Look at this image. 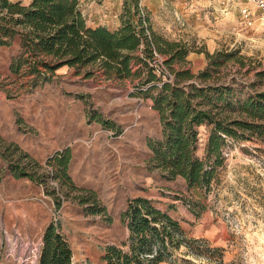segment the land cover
Masks as SVG:
<instances>
[{"label":"rangeland","instance_id":"374dc122","mask_svg":"<svg viewBox=\"0 0 264 264\" xmlns=\"http://www.w3.org/2000/svg\"><path fill=\"white\" fill-rule=\"evenodd\" d=\"M11 1H20L25 5L29 2ZM123 1L84 0L81 5L84 11L90 10L92 18L95 15L97 20L111 21L116 14L119 18L123 15ZM138 1L143 8L142 15L147 13L150 23L156 21L159 25L167 23L171 26L174 20L181 26L186 24L180 13H174L178 0H173L175 4H171L172 0ZM150 7L154 13L147 12ZM238 14L230 32L223 31L220 38L214 39L210 45L192 33L184 34L183 41L193 48L186 62L176 61L169 68L164 64L167 56L158 54L156 64L165 69L166 78L173 75V70L189 69L197 74L204 69L207 65L205 54L197 50L210 53L215 50H238L215 77L233 88L230 97L232 95L234 101H243L254 93L263 92L264 22L259 24L256 20L248 33H243L246 30L234 29L239 22ZM168 38L173 40L176 37ZM17 50L18 40L9 46L0 45V136L4 142L15 143L37 161L40 164L36 168L39 174H48L45 184L33 182L40 185V199L50 210V220H57L61 224L72 251V264H104L102 256L105 248L108 245L120 246L126 241L128 230L120 214L128 200L137 196L148 198L153 205L177 220L181 227L180 248L170 250L167 260L160 264H264L262 138L247 134L243 136L240 131L236 138L224 137L221 151L230 154L215 167L208 186H188L181 177L168 180L148 164L152 156V152H146L148 140L160 139L162 126L158 112L149 108L150 99L137 96L138 79L109 81L98 73V66H87L80 72L74 68H63L50 81L31 87L28 84L30 76L23 75V71L14 74L9 70ZM89 69L96 75L85 78V72ZM222 104L226 102H219V105ZM89 114L98 115L99 121L89 119ZM25 118L40 122L45 133L49 134L51 131L62 133L71 129V141H62L59 134L51 144L60 148L70 144L71 157L75 153L74 172L97 186L100 193L77 186L72 179L77 189L68 192L58 180L52 178L53 169L47 160L56 151L44 159H34L29 154L24 146L36 145L37 138L33 136L35 128L24 122ZM205 126L197 127L194 155L204 159L208 168L213 165L214 157H208L205 153L211 130V126ZM17 136L23 141L13 140ZM45 137L49 138L48 135ZM8 167L9 162L0 156L2 183H6L5 178L12 175ZM147 170L150 171L149 181L146 180ZM79 189L95 192L105 207V214H87L85 206L75 198L81 194ZM50 191L56 192L55 196L61 199L59 209L55 208ZM14 232L20 233L28 246L35 247L41 243V240L27 237L15 228H5L2 215L0 264H27L23 262L28 253L22 239L14 248L7 240Z\"/></svg>","mask_w":264,"mask_h":264},{"label":"trees","instance_id":"16d2710c","mask_svg":"<svg viewBox=\"0 0 264 264\" xmlns=\"http://www.w3.org/2000/svg\"><path fill=\"white\" fill-rule=\"evenodd\" d=\"M138 0L123 1V15L115 30L104 26L90 27L79 8V0H0V45L9 46L18 40L17 55L9 70L30 76L31 87L50 81L58 68L77 70L98 66L106 79H138L136 94L149 98L159 113L162 137L148 140L152 156L151 169L158 170L168 180L185 179L188 186H208L215 167L220 164L224 137L257 136L264 140V91L254 93L243 101H234L233 88L220 82V69L238 50L204 52L207 65L197 74L189 69L173 70L167 80L156 73L157 54L166 55L164 64L186 62L193 51L183 41L169 40L151 28L147 13ZM94 75L89 69L85 78ZM193 80V81H192ZM195 80V81H194ZM142 88V89H140ZM226 102L219 105V102ZM89 119L99 121L98 115ZM211 126L205 153L213 156L212 166L194 155L198 140L197 127ZM0 156L9 162L16 177H28L45 184L47 173H38L40 164L24 153L15 143H6L0 136ZM71 160L69 148L56 151L47 160L52 178L68 192L76 190L68 174ZM75 196L87 214H105L95 192L79 189ZM54 197L59 209L62 201ZM65 193L66 197L69 196ZM47 193V192H46ZM128 237L120 246L108 245L102 256L104 264H160L170 250L180 248L182 230L179 222L166 211L157 208L143 196L129 199L120 214ZM185 245V244H184ZM189 248V245H186ZM37 264H72V251L59 221H50L41 237Z\"/></svg>","mask_w":264,"mask_h":264},{"label":"crops","instance_id":"0c3cea01","mask_svg":"<svg viewBox=\"0 0 264 264\" xmlns=\"http://www.w3.org/2000/svg\"><path fill=\"white\" fill-rule=\"evenodd\" d=\"M82 1L84 0H79V8L85 17L88 26H104L108 29L111 27L115 29L120 25V18L117 16V14L114 19H111V21H103L101 19L97 20L95 15L92 18L90 16V10L85 9L86 12L84 11V8L81 5ZM178 1V4H175L172 0L171 4H175L176 8L174 9V13H180L183 19H185L186 24H184V26L175 23L174 20L173 25L171 26H169L167 23H162V25H159V23H156V21L151 23L152 30L167 39H169L168 36H171L176 37L173 39L175 41H180L181 39L183 41L184 34L192 33V35L202 38L207 45H210L213 43L214 39L220 38V36L223 34V31L230 32V30L235 25L236 15L238 13L236 10L232 11L228 15L222 16L212 10L209 0ZM147 10L148 13L149 11L154 13V10H151V7ZM238 17L240 18L239 14ZM250 29L251 28L247 29L243 33H248ZM63 68L69 69L73 67L62 66L58 68L55 73H57L59 70H62ZM78 71L80 72V70H77V72ZM98 73H101V71ZM95 75L96 74L94 72V75L91 77H94ZM107 80L110 81L112 79ZM149 108L158 112L152 108L151 100L149 102ZM24 122L35 128L33 136L37 138L35 140L36 145H25L26 147L23 145L34 159H44L55 151L70 147V144H65L62 148L56 147V145H52L51 142L54 143L55 136H59V134L60 137H62V141H71L73 134L71 129H66L62 133L51 131L50 134L53 136H50L49 133H45L40 122L29 118H25ZM204 127H206L205 124H201L199 126V128ZM199 128L198 130H200ZM84 130L86 133L88 132L87 129ZM0 135L2 136L1 128ZM46 135H48L49 138L45 137ZM13 140L16 142L23 141L22 139H19L18 136L13 138ZM146 152L147 154L151 153V150L148 146L146 147ZM74 155L75 153L73 152L68 165V174L70 178L77 186L91 188L97 190L100 193V190L97 186H94L80 178L74 172ZM146 172V180L149 181L150 171L147 170ZM5 180L6 183H2V181L0 182V219L2 221L3 215L4 227L9 230L15 228L27 237L41 240L44 229L51 220L48 206L40 199V196L42 195L40 185L28 179L27 177L15 178L12 175H9L5 178ZM2 191L4 193V198H2Z\"/></svg>","mask_w":264,"mask_h":264},{"label":"built area","instance_id":"2783aa9c","mask_svg":"<svg viewBox=\"0 0 264 264\" xmlns=\"http://www.w3.org/2000/svg\"><path fill=\"white\" fill-rule=\"evenodd\" d=\"M210 7L214 12L219 15L225 16L230 14L232 11L236 10L239 15V22L236 26V30L244 31L252 28L255 21L258 20L260 24L264 22V0H209ZM154 56L159 57V55L154 51ZM156 73L162 74V78L167 80L166 71L155 64ZM170 77V76H169ZM229 152L222 150L221 156L223 159H227ZM22 236L18 232H14L12 235L7 237L10 242V247L14 248L18 246V241L21 240ZM23 241V239H22ZM23 247L27 248L28 256L23 259V262L27 264H37L39 250L41 243H37L35 247L28 246V243L22 242Z\"/></svg>","mask_w":264,"mask_h":264}]
</instances>
